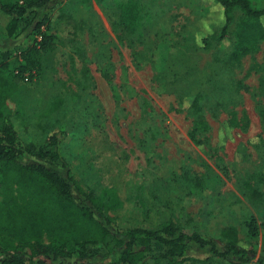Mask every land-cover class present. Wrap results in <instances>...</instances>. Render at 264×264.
Masks as SVG:
<instances>
[{"label":"rangeland","instance_id":"rangeland-1","mask_svg":"<svg viewBox=\"0 0 264 264\" xmlns=\"http://www.w3.org/2000/svg\"><path fill=\"white\" fill-rule=\"evenodd\" d=\"M153 1L162 15L139 37L119 25L111 0H49L21 18L12 35L0 25V65L13 72L30 48L42 42L47 47L33 53L35 66L20 74L6 107L31 117L54 100L56 107L44 121L64 133L58 144L63 166L28 156L22 160L67 172L83 191L114 194L119 203L111 206L106 198L101 209L111 234L171 223L181 232L212 238L221 249L219 232L231 226L246 250L247 261L240 263L189 244L187 258L177 264L264 261V184L260 202L247 199L242 188L250 174L261 169L264 174V41L238 65L221 64L215 55L229 49L237 10L217 50L213 39L202 48L197 36L217 32L218 7L207 0ZM250 3L261 7L264 0ZM42 16L45 21L35 29ZM196 92L208 98L202 147L188 138L190 117L180 107L182 96ZM217 99L222 105L214 109ZM230 111L239 125L228 123ZM249 218L256 225L254 237L246 228ZM91 249V258L73 255L62 261L103 264L113 256V239ZM138 264L176 263L145 257Z\"/></svg>","mask_w":264,"mask_h":264},{"label":"trees","instance_id":"trees-1","mask_svg":"<svg viewBox=\"0 0 264 264\" xmlns=\"http://www.w3.org/2000/svg\"><path fill=\"white\" fill-rule=\"evenodd\" d=\"M48 1L21 0L15 4L0 0V25L7 35H12L21 18L37 12ZM94 1L101 3L105 0ZM111 1L118 11L119 25L135 37L141 36L163 12L153 0ZM207 2L218 7L221 23L217 32L198 35L197 42L207 48L213 39L218 44L217 50H221L232 21L231 13L237 10L239 16L233 25L229 49L215 58L221 64L238 65L244 55L254 52L258 43L264 41V5L254 7L250 0ZM43 21L44 16L34 28L37 29ZM193 36L196 38V33ZM46 48V42H42L26 51L24 64L15 72L6 64L0 65V264H64L62 259L73 255L82 261L94 256L92 246L106 242L109 237L113 239L115 251L103 264H138L145 257L154 262L177 264L187 258L189 244L207 247L213 256H231L245 263L246 250L239 247L236 229L231 226L219 232L221 249L212 238L181 232L171 223L160 229L131 227L111 234V223L101 209L106 205V198L111 206L119 203L114 194L107 190L99 195L83 191L67 172L62 175L41 162L22 160L28 156L59 162L60 167L64 165L58 153V144L64 133L50 130L44 121V117L55 109V101H51L45 111L31 117H26L20 110L11 112L5 105L7 97L18 86L20 74L29 70L31 65L35 66L33 53ZM83 69L86 71V67ZM207 101L208 98L199 92L180 99V107L190 117L188 138L199 147L206 144L199 134L208 127L204 107ZM221 105V100L217 99L211 107L217 109ZM228 116L231 126L239 125L233 111ZM263 184L262 169L246 177L242 183L246 198L260 202ZM246 228L250 237L256 235L253 218L246 222ZM256 264H264V261Z\"/></svg>","mask_w":264,"mask_h":264},{"label":"built area","instance_id":"built-area-1","mask_svg":"<svg viewBox=\"0 0 264 264\" xmlns=\"http://www.w3.org/2000/svg\"><path fill=\"white\" fill-rule=\"evenodd\" d=\"M24 79L26 80V77Z\"/></svg>","mask_w":264,"mask_h":264}]
</instances>
